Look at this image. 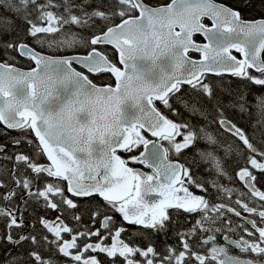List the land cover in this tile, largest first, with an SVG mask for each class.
Returning <instances> with one entry per match:
<instances>
[{"label": "snow or ice", "instance_id": "6c2138e0", "mask_svg": "<svg viewBox=\"0 0 264 264\" xmlns=\"http://www.w3.org/2000/svg\"><path fill=\"white\" fill-rule=\"evenodd\" d=\"M240 4L0 0V264H264V0Z\"/></svg>", "mask_w": 264, "mask_h": 264}, {"label": "flooded vegetation", "instance_id": "af4514ba", "mask_svg": "<svg viewBox=\"0 0 264 264\" xmlns=\"http://www.w3.org/2000/svg\"><path fill=\"white\" fill-rule=\"evenodd\" d=\"M204 23L207 24V22H204ZM197 39L202 40V38L199 37V36L197 37ZM234 54H235V53H234ZM237 55H238V54H237ZM97 83H99V81H97ZM2 130H3L2 127H0V131H2ZM8 135L11 136V137H16V136L18 135V133L15 132V131H12V132H10ZM149 138H151V137H149ZM119 154H120L123 158H126V156H127V154H126V153H123V152H120ZM129 167H132V168H134V169H142V170H144V171H148V172L151 171L150 169H147L146 167H143V166H140V165H137V164H134V163H129ZM48 215H49V218H50V219H54L55 216L57 215V213L53 211V212L49 213ZM117 218H119V217H117ZM125 226L127 227V224H126V223H125ZM134 227H135V226H133V228H134ZM133 228H130L129 231H132ZM100 259H101V260H104V261H105V264H107V261L105 260V257H104L103 255L100 256Z\"/></svg>", "mask_w": 264, "mask_h": 264}, {"label": "trees", "instance_id": "16d2710c", "mask_svg": "<svg viewBox=\"0 0 264 264\" xmlns=\"http://www.w3.org/2000/svg\"><path fill=\"white\" fill-rule=\"evenodd\" d=\"M240 6H241V8H243V0H241ZM258 12H259V6H257V8H255V9H245L244 10V15L246 17L251 18V17L257 16ZM105 79H107V78H105Z\"/></svg>", "mask_w": 264, "mask_h": 264}, {"label": "water", "instance_id": "95a60500", "mask_svg": "<svg viewBox=\"0 0 264 264\" xmlns=\"http://www.w3.org/2000/svg\"><path fill=\"white\" fill-rule=\"evenodd\" d=\"M204 20L207 22V24H209V25L211 24V21H210V20H208V19H206V18H205ZM177 30H179V29H177ZM201 38H202V37H201ZM202 39H203V38H202ZM196 58H198V56H197Z\"/></svg>", "mask_w": 264, "mask_h": 264}]
</instances>
